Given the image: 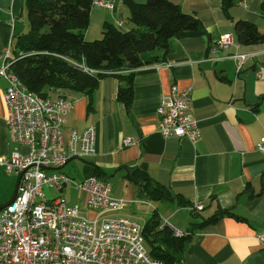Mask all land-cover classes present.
Returning a JSON list of instances; mask_svg holds the SVG:
<instances>
[{
	"label": "crops",
	"instance_id": "crops-1",
	"mask_svg": "<svg viewBox=\"0 0 264 264\" xmlns=\"http://www.w3.org/2000/svg\"><path fill=\"white\" fill-rule=\"evenodd\" d=\"M108 1L111 9L91 7L86 39L101 37L105 22L121 30L131 27L122 0ZM174 1L200 20L204 33L170 38L164 60L135 68L129 106L117 98L115 76L100 79L90 94L60 91L73 102L66 113L65 138L71 129L95 127V153L68 163L76 160L75 179L91 176L95 169L111 183V195L124 199V208L109 216H127L143 225L154 211L163 222L191 233L178 264H264L255 236L264 231V154L257 149L264 137V42L241 44L233 28L235 20L244 19L264 35V0H239L229 16L222 0ZM28 29L25 0H0V53ZM224 33L233 35V43L211 52L209 46ZM236 53L248 55L239 69ZM172 85L191 89L189 112L200 131L195 142L165 138L157 131V108ZM5 86L0 78V159L14 150L27 151L9 140ZM126 137L134 144L123 146ZM135 167L171 196H146L141 184L127 176ZM16 185L17 176L0 164V207ZM223 210L231 215L190 230L192 222ZM86 213L94 216L96 211Z\"/></svg>",
	"mask_w": 264,
	"mask_h": 264
},
{
	"label": "built area",
	"instance_id": "built-area-1",
	"mask_svg": "<svg viewBox=\"0 0 264 264\" xmlns=\"http://www.w3.org/2000/svg\"><path fill=\"white\" fill-rule=\"evenodd\" d=\"M91 5L113 7L108 0H92ZM232 43L233 35L224 33L209 50H226ZM247 56L233 55L239 60L238 69ZM13 59L10 44L0 53V78L6 82V124L9 140L26 146L27 151L14 150L0 159L5 172L17 176L15 199L0 209V264H162L149 255L141 223L107 214L123 209L125 201L111 195L106 178L91 175L76 182L63 171L70 159H85L95 153V127L81 132L71 129L66 139V113L73 102L63 94L48 97L28 90L12 71ZM54 92L60 93V89ZM190 100V88L170 87L157 108L160 135L196 141L200 131L189 112ZM122 144L129 146L134 141L126 137ZM257 149L264 154V137ZM68 184L84 194V210L78 203L67 205L60 196L49 200L43 192L44 188L61 192ZM86 210L96 213L88 216ZM164 223L174 235L183 233ZM255 236L264 251V231Z\"/></svg>",
	"mask_w": 264,
	"mask_h": 264
},
{
	"label": "trees",
	"instance_id": "trees-1",
	"mask_svg": "<svg viewBox=\"0 0 264 264\" xmlns=\"http://www.w3.org/2000/svg\"><path fill=\"white\" fill-rule=\"evenodd\" d=\"M238 1L222 0L226 15L229 16V9ZM91 2L25 0L29 29L16 35L11 43L14 55L11 67L28 90L48 97L58 96L54 92L57 88L63 92L90 94L100 79L110 75L119 80L118 100L129 106L135 68L164 60L170 38L204 33L200 20L183 11L174 0H122L131 27L121 30L105 22L100 38L86 39ZM233 28L241 44L264 42V35L253 22L237 19ZM93 175L101 177L95 169ZM127 176L139 182L152 200L171 196L165 188L150 183L137 167L130 169ZM225 214L231 215V212L223 210L200 223L192 222L190 230L216 222ZM182 232L174 235L153 211L142 231L149 255L162 264H178L191 234Z\"/></svg>",
	"mask_w": 264,
	"mask_h": 264
},
{
	"label": "rangeland",
	"instance_id": "rangeland-1",
	"mask_svg": "<svg viewBox=\"0 0 264 264\" xmlns=\"http://www.w3.org/2000/svg\"><path fill=\"white\" fill-rule=\"evenodd\" d=\"M100 38V37H99ZM76 163V160H72V162L70 161L69 163H67L64 167L63 170L65 172H68L71 176H74V178H77V173L74 171L73 167H72V163ZM76 182L79 181L78 179H74ZM65 189V190H64ZM61 192H57V191H53L49 188H44V194L46 196L47 199H52L56 196H60L62 198H64V201L67 205H71L74 203H78V202H82L83 198H84V194L81 195V197L79 196L78 198V190H76L72 184H68L66 185V187L64 188Z\"/></svg>",
	"mask_w": 264,
	"mask_h": 264
},
{
	"label": "water",
	"instance_id": "water-1",
	"mask_svg": "<svg viewBox=\"0 0 264 264\" xmlns=\"http://www.w3.org/2000/svg\"><path fill=\"white\" fill-rule=\"evenodd\" d=\"M138 184H140V183L138 182ZM15 196H16V188H15V191H14V193H13V196L11 197V199L8 201L7 204H9L10 202H12V201L15 199ZM138 196H142V197H145V198H146V196H144V195H142V194H139ZM2 207H3V206H1L0 209H1Z\"/></svg>",
	"mask_w": 264,
	"mask_h": 264
}]
</instances>
